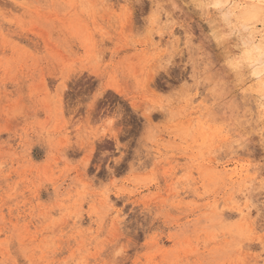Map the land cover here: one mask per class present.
Returning a JSON list of instances; mask_svg holds the SVG:
<instances>
[{"label": "rangeland", "instance_id": "obj_1", "mask_svg": "<svg viewBox=\"0 0 264 264\" xmlns=\"http://www.w3.org/2000/svg\"><path fill=\"white\" fill-rule=\"evenodd\" d=\"M195 3L0 0V264H264V77L209 104Z\"/></svg>", "mask_w": 264, "mask_h": 264}, {"label": "snow or ice", "instance_id": "obj_2", "mask_svg": "<svg viewBox=\"0 0 264 264\" xmlns=\"http://www.w3.org/2000/svg\"><path fill=\"white\" fill-rule=\"evenodd\" d=\"M190 8L199 10L206 35L213 41L212 55L219 57L222 74L216 80L214 95L209 104L217 102L218 97L225 96L235 82L241 84L247 75L264 77V0H196ZM226 76L233 79L225 80ZM247 91V88H244ZM239 96V90H237ZM101 92L96 93L99 97ZM261 104L264 106V91L261 93ZM234 101L237 97L232 98ZM96 98H90L89 106L95 104ZM119 119L117 113L108 120L111 125ZM119 125H117L118 127ZM264 235V227L261 228Z\"/></svg>", "mask_w": 264, "mask_h": 264}, {"label": "bare ground", "instance_id": "obj_3", "mask_svg": "<svg viewBox=\"0 0 264 264\" xmlns=\"http://www.w3.org/2000/svg\"><path fill=\"white\" fill-rule=\"evenodd\" d=\"M251 2H252V0H251ZM257 2H258V0H257ZM256 77H258L259 78V76H256ZM237 207V206H236ZM247 210V216L249 215L250 216V211L248 210V208L246 207L245 209L243 208V210H241V214H243L245 211ZM249 216H248V218H249ZM251 217V216H250ZM244 221V220H243ZM242 221V222H243ZM245 222V221H244ZM250 222V221H249Z\"/></svg>", "mask_w": 264, "mask_h": 264}]
</instances>
